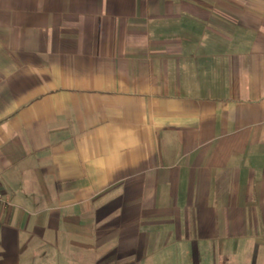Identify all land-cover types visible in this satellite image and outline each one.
Segmentation results:
<instances>
[{
    "label": "crops",
    "instance_id": "0c3cea01",
    "mask_svg": "<svg viewBox=\"0 0 264 264\" xmlns=\"http://www.w3.org/2000/svg\"><path fill=\"white\" fill-rule=\"evenodd\" d=\"M0 264H264V0H0Z\"/></svg>",
    "mask_w": 264,
    "mask_h": 264
},
{
    "label": "built area",
    "instance_id": "2783aa9c",
    "mask_svg": "<svg viewBox=\"0 0 264 264\" xmlns=\"http://www.w3.org/2000/svg\"><path fill=\"white\" fill-rule=\"evenodd\" d=\"M0 201H2V193H1V191H0Z\"/></svg>",
    "mask_w": 264,
    "mask_h": 264
}]
</instances>
